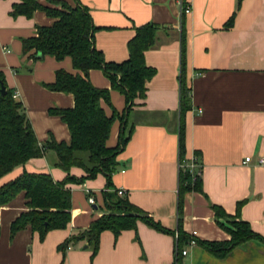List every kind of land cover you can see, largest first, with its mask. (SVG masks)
<instances>
[{
	"label": "crops",
	"instance_id": "crops-1",
	"mask_svg": "<svg viewBox=\"0 0 264 264\" xmlns=\"http://www.w3.org/2000/svg\"><path fill=\"white\" fill-rule=\"evenodd\" d=\"M18 0H0V71L6 86L17 94L34 134L43 145L52 137L70 142L69 130L51 109H70L74 97L53 92L56 72L73 69L69 57L45 56L33 61L23 54L22 42L36 36L37 28L56 20L43 10L31 18L10 16ZM56 9L86 6L96 28L94 45L109 63L128 58L127 44L135 29L144 24L159 27L153 48L146 51V66L155 73L146 84L144 100L136 101L128 114L133 126L130 140L118 155L119 168L112 176L114 190H123L128 202L169 232H161L139 220L133 229L115 236L100 235L97 253L86 242L60 247L108 213L104 191L106 178L98 175L83 184H70V221L65 229L48 231L41 240L30 227L11 236L12 223L28 211L24 193L0 207V264H174L178 228L179 138L184 122V158H197L201 192L187 193L181 212L182 231L200 242H225L210 208L219 206L264 238V0H184L190 12L181 13L180 0H37ZM64 5V6H63ZM234 15V16H233ZM233 16V24L226 23ZM184 47V70L181 54ZM190 88V109L180 113V78ZM97 89L109 90L110 106H101L107 116L112 109L126 108L123 95L111 89L101 70L89 72ZM120 122L116 119L106 145L117 144ZM250 157V162L244 159ZM55 155L47 152L0 179L8 183L23 172L49 174L63 182L66 173L54 167ZM79 178L84 172L72 168ZM90 194L95 201L88 203ZM237 218V219H238ZM225 224L223 219L219 220ZM174 232V234H172ZM187 254L177 264H264V243L250 240L217 257L201 245L180 248Z\"/></svg>",
	"mask_w": 264,
	"mask_h": 264
},
{
	"label": "trees",
	"instance_id": "trees-1",
	"mask_svg": "<svg viewBox=\"0 0 264 264\" xmlns=\"http://www.w3.org/2000/svg\"><path fill=\"white\" fill-rule=\"evenodd\" d=\"M186 4V2L183 0ZM64 6V5H63ZM36 10H43L56 21L49 27L37 28L34 37L23 40L22 52L33 61L50 56L60 61L69 57L73 69L80 74H70L63 70L56 72L55 81L46 85L53 92L72 94L74 106L70 109H51V115L58 116L66 124L70 133V142H56L52 137L45 144H39L24 107L15 92L8 88L5 77L0 71V179L30 160L42 158L51 151L55 155L54 167L66 173L63 182H55L49 174L23 172L16 179L0 185V207L10 203L19 193H24L28 211L21 214L11 225V236L26 227L39 233L42 240L51 230L65 229L70 221L71 190L70 184L80 185L98 175L106 178L104 200L108 213L92 222L88 229L80 230L60 247L66 249L70 244L84 241L92 249L94 256L99 247L101 233L110 231L117 236L121 231L133 229L141 220L149 226L168 233L169 231L154 222L145 213L131 205L125 197L113 189L111 178L119 168L118 155L130 140L133 126L128 122V114L136 106V101L144 100L146 84L154 75L153 68L146 66L144 54L154 47L158 26L148 23L135 29V35L127 44L128 58L121 63H109L101 51L94 45V27L86 6L77 2L74 7L64 6L56 9L43 5L37 0H18L12 4L10 16L31 18ZM234 16V15H233ZM233 16L226 27L233 24ZM40 54V57L37 55ZM184 47L181 54V68L184 70ZM101 70L110 80L111 89L124 96L126 108L122 113L112 109L107 116L101 106L104 101L109 106V90L97 89L89 81V72ZM4 88L5 94L1 93ZM190 88L184 77L180 78V113L190 109ZM120 122L117 144L113 148L106 145L111 126L115 120ZM184 158V122L180 130L179 159ZM79 168L82 177L70 172ZM178 249L191 239L181 229L183 198L190 192H201L200 174L193 179L188 169L178 172ZM242 203L237 205V213L231 217L216 205L210 204L218 225L230 236L225 242H200L201 245L217 257H224L232 249L250 240L264 238L254 233L249 224L238 218ZM238 218V219H237ZM223 219L225 224L219 220ZM174 234V232L172 233ZM180 250V249H179ZM179 261V260H178Z\"/></svg>",
	"mask_w": 264,
	"mask_h": 264
},
{
	"label": "built area",
	"instance_id": "built-area-1",
	"mask_svg": "<svg viewBox=\"0 0 264 264\" xmlns=\"http://www.w3.org/2000/svg\"><path fill=\"white\" fill-rule=\"evenodd\" d=\"M180 10H181V13H188V12H190V5L185 4L183 2V0H180ZM14 97H17L16 93H15ZM250 159H251L250 157H246L244 159V162L245 163H249ZM259 164H261V165L264 164V160L260 159L259 160ZM186 169H188L191 173H193L192 174L193 175V179H195V176L200 174L199 163H198L197 158L193 157L192 159L187 160L186 162H180L178 160V172L181 171V170H186ZM117 194L122 197V196L125 195V192L123 190L119 189V190H117ZM87 195H88V203L90 205H94L95 204L94 198L90 194H87ZM196 245H197V240L195 238H191L188 241V243H187V247H194ZM186 254H187V249L179 250L178 249V245H176L175 256H174V259H175L174 264H177L179 258L180 257H184Z\"/></svg>",
	"mask_w": 264,
	"mask_h": 264
},
{
	"label": "water",
	"instance_id": "water-1",
	"mask_svg": "<svg viewBox=\"0 0 264 264\" xmlns=\"http://www.w3.org/2000/svg\"><path fill=\"white\" fill-rule=\"evenodd\" d=\"M40 56H41L40 54L37 55V57H40ZM1 93H2V94H5V90H4L3 87L1 88Z\"/></svg>",
	"mask_w": 264,
	"mask_h": 264
},
{
	"label": "rangeland",
	"instance_id": "rangeland-1",
	"mask_svg": "<svg viewBox=\"0 0 264 264\" xmlns=\"http://www.w3.org/2000/svg\"><path fill=\"white\" fill-rule=\"evenodd\" d=\"M226 222V221H225Z\"/></svg>",
	"mask_w": 264,
	"mask_h": 264
}]
</instances>
